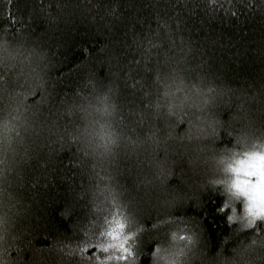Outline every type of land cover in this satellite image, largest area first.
Instances as JSON below:
<instances>
[{
  "label": "clouds",
  "instance_id": "obj_1",
  "mask_svg": "<svg viewBox=\"0 0 264 264\" xmlns=\"http://www.w3.org/2000/svg\"><path fill=\"white\" fill-rule=\"evenodd\" d=\"M12 5L0 4V264H264V48L235 75L187 24L223 5ZM241 6L264 19V0L229 13ZM207 199L216 233L188 210Z\"/></svg>",
  "mask_w": 264,
  "mask_h": 264
},
{
  "label": "trees",
  "instance_id": "obj_2",
  "mask_svg": "<svg viewBox=\"0 0 264 264\" xmlns=\"http://www.w3.org/2000/svg\"><path fill=\"white\" fill-rule=\"evenodd\" d=\"M231 2L232 0H212L217 7L223 5L221 11L216 12L215 15L205 16L198 10V15L189 19L187 24L191 25L190 32L194 38L220 42L221 56L231 57L230 63L233 67H230L229 71L235 75H240L241 70L251 73L257 63L255 60L257 50L264 48V19H257L242 6L239 11L229 13ZM2 3L3 0H0V4ZM26 3L27 0H13V15H16L19 10L26 9ZM2 12L3 8L0 7V13ZM80 58H82L80 50L69 53L71 60L78 62ZM216 203L218 201L207 199L204 208L199 212L191 206L188 209L191 214L204 217L210 233H216L221 226L222 218L214 215ZM55 212L56 208L53 207L50 210V220L53 223L56 222ZM58 226L63 228L66 225Z\"/></svg>",
  "mask_w": 264,
  "mask_h": 264
}]
</instances>
